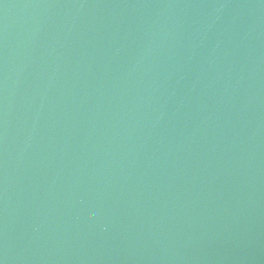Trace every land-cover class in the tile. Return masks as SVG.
<instances>
[{"label":"water","instance_id":"water-1","mask_svg":"<svg viewBox=\"0 0 264 264\" xmlns=\"http://www.w3.org/2000/svg\"><path fill=\"white\" fill-rule=\"evenodd\" d=\"M0 264H264V0H0Z\"/></svg>","mask_w":264,"mask_h":264}]
</instances>
